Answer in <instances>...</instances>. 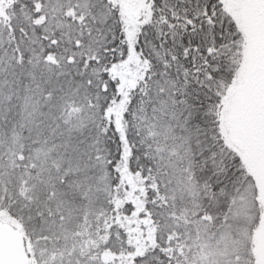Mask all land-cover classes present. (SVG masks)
<instances>
[{"label":"snow or ice","instance_id":"snow-or-ice-1","mask_svg":"<svg viewBox=\"0 0 264 264\" xmlns=\"http://www.w3.org/2000/svg\"><path fill=\"white\" fill-rule=\"evenodd\" d=\"M0 264H264V0H0Z\"/></svg>","mask_w":264,"mask_h":264}]
</instances>
